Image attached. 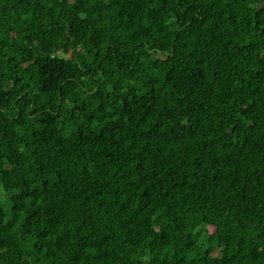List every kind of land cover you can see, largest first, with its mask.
Returning a JSON list of instances; mask_svg holds the SVG:
<instances>
[{
  "label": "trees",
  "instance_id": "trees-1",
  "mask_svg": "<svg viewBox=\"0 0 264 264\" xmlns=\"http://www.w3.org/2000/svg\"><path fill=\"white\" fill-rule=\"evenodd\" d=\"M0 264H264V0H0Z\"/></svg>",
  "mask_w": 264,
  "mask_h": 264
}]
</instances>
